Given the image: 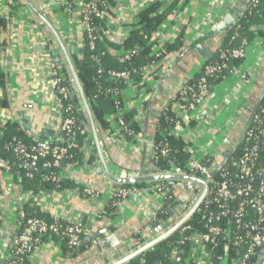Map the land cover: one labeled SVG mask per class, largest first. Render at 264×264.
Segmentation results:
<instances>
[{"label":"crops","instance_id":"obj_1","mask_svg":"<svg viewBox=\"0 0 264 264\" xmlns=\"http://www.w3.org/2000/svg\"><path fill=\"white\" fill-rule=\"evenodd\" d=\"M30 1L39 9L44 5H51L44 12L45 15L55 26L70 55H80L84 33L77 7L79 0H70L69 8L64 6L65 0ZM175 1L177 0H115L114 7H109V11L105 12L106 30L103 31V36L117 45L124 42L130 30L138 27V13L155 2L160 3L158 12L161 11L165 16L158 33L154 35L156 45L169 41L172 43L174 38L184 31L182 45L177 51L162 56L151 66V70L141 71L144 83L142 87L128 85L122 91L123 112L135 111L136 117L139 113L136 108L142 111L135 121L140 127V132L134 142L120 145L113 140L109 130L102 135L98 134L109 170L117 177L121 171H124L127 177H139L159 170L155 158L151 162L153 143L157 135V115L170 103L171 93L178 91V83L183 80L194 81L199 76L202 65L215 57L221 40L211 42L209 39L212 34H218L219 38H222L224 32L214 33L213 29L227 14L233 17V25L238 13L241 10L247 11L253 0H178L179 3L174 6ZM20 4V7L24 8L23 12L19 9L8 16L9 10L5 1L0 0V77L5 83L4 90L0 87V102L3 103L0 105V120L4 125L13 124L31 142L43 140L55 143L59 139L60 118L55 111L57 105L51 96L46 77L44 64L47 62L43 61L41 55L48 53L54 65L55 59L61 55L56 43L32 15L25 1L21 0ZM171 5L174 8L170 11ZM173 11L175 12L170 16ZM42 44H45L44 48H41ZM197 45L209 48L213 52L212 57L204 60L201 54H195ZM123 52L124 50L120 49L115 53L120 56ZM63 62L61 58L59 64H64L66 68ZM263 69L264 57L252 77L247 98L234 89L236 81L228 75L213 84L208 99L198 107L197 115L200 121L207 125L213 124L215 113H220L223 111L221 109L225 108L223 104L229 106L242 95L245 103L232 116L234 123L225 137L233 136L231 143H235L240 117L248 114L245 107L249 106L250 110L255 107L262 88ZM88 134L91 135L90 132ZM199 137L201 131L197 139ZM214 141L217 140L212 138L208 142H202L200 150L193 154L194 157L199 156L200 152L208 147L207 151L211 156L210 167H214V161L219 165L229 153L227 149L221 153L223 147L219 149L220 144L215 146ZM88 150L90 154L88 158L83 159L84 165L62 170L65 178L74 184L73 188L52 192L40 191L35 195L20 184L21 174L14 160H6L10 170L0 169V264L7 263L13 242L19 233L18 212L21 208L27 212L35 208L49 220L80 221L87 229L80 245L73 250H68L55 239L43 240L27 264H109L149 243L172 226L158 223L157 214L164 205L163 198L147 183L141 188L147 189V192L124 199L114 218L102 217L110 197L109 188L116 184L103 174L97 175V153H94L90 145ZM207 151H204L203 156L208 155ZM88 189L94 192L95 197L84 196V190ZM174 194L182 203H191V192L175 188ZM159 225L162 227L160 233L155 231ZM110 235H115L118 244L106 249L102 246V241ZM94 240L100 243L94 245ZM98 245L100 249H97Z\"/></svg>","mask_w":264,"mask_h":264},{"label":"built area","instance_id":"obj_2","mask_svg":"<svg viewBox=\"0 0 264 264\" xmlns=\"http://www.w3.org/2000/svg\"><path fill=\"white\" fill-rule=\"evenodd\" d=\"M64 3L67 8L71 6L70 0H65ZM50 6L49 4L44 5L40 10L44 11ZM257 6L258 0H253L246 11L248 15H251ZM77 7L87 46L90 51H93L98 37L93 20L105 14V2L79 0ZM241 29L240 24L233 27L229 43L226 46L219 45L217 59L202 65L200 74L194 81H184L174 99L164 107L161 116H164L165 123L169 125V128L161 127L159 122L157 123L159 139L153 143L155 156L166 157L172 151L168 145L169 137L180 138L187 145L184 147L185 152L191 155L197 152L199 148L193 147V140L196 137L195 132L199 122H201L197 115L198 107L208 99L213 83L222 81L228 75L236 81L234 89L236 88L247 98L252 77L263 61L264 39L256 35L250 41L240 36ZM258 30L264 32V26L249 27V31L255 34ZM251 44L260 49L256 68L245 67L248 48ZM44 46L45 44H42L41 48ZM135 54L136 49L124 52L123 60L128 62V67L119 71H109L108 76L132 85V78L138 72L131 61ZM41 57L43 61L47 62L44 64L46 77L51 88V96L57 105L55 111L60 118L59 139L55 143L36 141L28 144L13 138L6 149L13 155L16 167L24 178L33 179L42 168L47 171L43 180L58 183L65 176L62 169L59 174H56L55 170L62 168L63 161L70 150L78 149L84 158L89 157L88 141L91 139V135L87 134L85 142L78 146L77 135L83 132L84 127L78 123L73 113L79 111L80 108L74 103L62 106V100L68 97L67 88L61 85L62 78L58 75L56 65L51 63L49 54L44 53ZM155 58L156 61L143 68L142 71L151 70V66L160 60L161 55L156 54ZM236 61H239L238 65L234 64ZM95 67L97 74H101L99 59H96ZM261 90L262 98L260 102H256L254 112L249 115L251 122L244 126L240 132L238 138L240 154L237 158L228 157L226 163L218 169L215 175H212L209 168L214 170L217 165L210 167L211 160H206V163L203 161L206 156L199 159L194 155L184 165V169L175 166V163L171 161L168 163L169 168L160 172L167 175L197 177L207 184L206 195L196 211L200 213L199 227L185 223L178 229L179 236L172 246V259L177 264H215V253L220 244L223 246L224 252L220 264H260V260H264V80ZM242 95L241 97L244 98ZM114 101L117 110L115 118L110 121V128H113L109 134L120 145L134 142V140L129 141L126 138L132 134V130L129 126L131 123L126 122L122 117L124 114L123 110H120L122 103L117 97H114ZM136 110L139 113L133 117V123L137 121L138 114L140 116L142 112L139 108ZM194 121H197L198 124H194ZM232 123L234 122L231 120V126ZM3 126L4 124L0 120V134ZM235 148L234 146L232 153ZM82 164L78 165L77 162H73L64 168L81 167ZM0 169L10 170L7 161L1 158ZM118 177L124 178L127 175L121 171ZM175 188L184 189L194 194L191 203L185 207V210H179L181 211L179 217H182L200 194L201 188L198 184L190 181L174 180L158 182L153 187V191L165 198L170 189ZM84 191V196L95 197L94 192L89 189ZM146 192L147 189L110 186L108 204L118 207L124 199ZM18 224L19 233L13 242V249L6 264L27 263L36 248L42 244L41 237L44 235L64 240L66 246L73 250L80 245L81 238L87 234V229L80 221L46 220L35 215L30 216L23 208L18 212ZM99 243L97 240L93 241L94 245ZM114 262L111 261L109 264Z\"/></svg>","mask_w":264,"mask_h":264},{"label":"trees","instance_id":"obj_3","mask_svg":"<svg viewBox=\"0 0 264 264\" xmlns=\"http://www.w3.org/2000/svg\"><path fill=\"white\" fill-rule=\"evenodd\" d=\"M4 1L9 10L8 16L9 14L12 15L15 11L19 9L23 12L24 8L22 7L23 8L22 9L20 7L22 3L20 4L19 0H4ZM99 1L105 2V6H106L104 8L105 12L109 11V7H114L115 5V0H99ZM178 3L179 1L177 0L173 3V5L175 6ZM173 5L170 6L169 10L171 8H174ZM159 9H160V3L158 2L152 3L151 5L142 9L138 13V23H137L138 27H136V29L134 30L129 31L127 38L124 40V42L121 45L113 44L107 41L106 38H104L103 31L106 30L105 14L100 18H95L93 20V23L95 25L96 32L98 35L95 49L93 51L89 50L87 46L86 38L84 37L83 50L81 54L80 55L75 54L71 56L73 65L77 72V76L80 80L82 89L89 103L99 135H102L104 132L108 130L109 132H112L110 128V123H111L110 121L115 118V113L117 110L114 97H117L121 101L122 91H124L125 88H127L128 86L127 83L123 81H117L108 76L109 71L112 70L119 71L128 67V62L123 60V54L119 56L115 52L119 51L120 49L124 50V52L136 49V54L133 56L131 61L134 64V66L138 69V72L136 75L133 76L131 83L134 87L140 88L144 85L143 79L141 77V71L143 68L149 66L150 64L156 61L155 58L156 54H160L162 57L173 51H177L182 45V41L184 39V31L178 34L174 38L172 43H170L169 41L163 44L156 45V39L154 35L158 33V30L160 29L159 26L162 23V20L165 18L163 13L158 12ZM169 10H167V13L169 12ZM111 14L113 15L112 12ZM236 24H240L242 27L240 31L241 33L240 36L245 37L250 41L254 39L256 35H259L264 39V32H262L261 30H258L256 34L249 31L250 26H255V25L264 26V0H258V6L251 15H248L246 11L241 10L238 13V17L236 18L234 24L229 29L227 35L223 34L222 38H219L218 34H212L209 40L211 42L221 40L222 45L226 46L230 41V36L233 33L232 29ZM154 46L155 48L157 46V49H155ZM96 59L100 60L101 70H102L101 74H97V68L95 67ZM215 59H217V51L215 53V57L209 60L208 62H211ZM234 64L238 65L239 61L234 62ZM56 69L58 71L59 77L62 78L61 85L63 86L64 83L67 84L66 88L68 91V97L67 99L62 100V106H65L68 103H74L76 104L77 107L80 108L79 111L73 113V116L77 119L78 123H81L82 126L84 127L83 132L77 135L78 146H80L85 142V140L87 139V134L88 132H90L88 123L85 114L81 109L80 102L76 96L75 88L67 69L64 67V64H59V63L56 64ZM0 87L3 90L5 89L4 79H2L1 77H0ZM0 105H3V103L0 102ZM120 110L122 111L123 108L120 107ZM134 114L135 111H129V112H125L122 115L123 119L126 122L131 123L129 126L132 130V134L126 136L127 140L129 141L135 140L138 133L140 132V127L136 123L132 122ZM158 122L161 127L169 128V125L165 123V119L163 115L162 116L160 115ZM13 138L20 139L28 144H32L36 142V141L31 142L30 139L27 136H25V134L21 130H17L13 124L9 123L7 125H4L0 134L1 159L4 160L8 159L10 161V159L12 158L15 162L13 155L10 152H8L6 149L7 145L11 142ZM158 139H159V135L157 134L155 136L154 141L157 142ZM167 140H168L169 148L172 151L166 157H161L158 155L155 156V161L159 170L162 172L166 171L169 168L168 163L171 161L175 163V166H179L184 169V165L187 163V161L193 158V155L184 151V147H186L187 145L180 138L169 137ZM88 144L92 147L94 153H96L94 146L92 144V139L88 141ZM239 154H240V144H237L236 148L232 153V157L237 158ZM83 159L84 157L81 154V152H79L78 149L70 150L69 154L63 161V164L61 166L62 168L55 170L56 174H59L61 172V169L63 170L64 166L70 163L77 162L78 165L82 164ZM208 159L210 160L211 156L206 155V157H204L203 159L204 163H206V160ZM46 173L47 171L45 169L40 168L38 173H36L33 179H26L20 173L21 174L20 184L25 190L30 191L34 195L39 193L40 191L52 192V191H60L62 189H69L74 187V184L69 179L66 178H61L58 183L45 181L43 180V177ZM145 185L146 183L123 184V185L116 184V186H118L119 188H138V189L144 187ZM174 192L175 189H170L168 195L165 196V198L163 197L164 205L157 214V219L159 220L162 219L163 223L166 226L173 225L174 223H176L177 217L181 212L179 210L180 209L185 210V207L187 206L186 204L182 203L180 199H179L180 201L177 200V195H175ZM193 195H194L193 193L192 195L190 194L191 199H193ZM119 207L120 206L118 207L112 206L111 204L106 205L104 208V213H102L103 214L102 217L114 218L119 212ZM177 212H179V214ZM28 214L30 216L35 215L37 217H41L46 220H49L48 217H46L43 214H40L38 210L35 208L30 209L28 211ZM199 224H200V213L197 212H195L194 215L186 222V225H192L194 227H199ZM178 236H179V230L173 233L170 237L156 244L151 249L147 250L143 255L132 259L126 264H177L172 259L173 258L172 246ZM45 239H55L61 242L63 245H65V248H67L68 250H72L66 246L65 241L62 239L53 236L50 237L47 235L41 237L42 241ZM223 253H224L223 246L220 244L216 249L215 258H214L215 264H220ZM141 260H143V262H141Z\"/></svg>","mask_w":264,"mask_h":264},{"label":"water","instance_id":"obj_4","mask_svg":"<svg viewBox=\"0 0 264 264\" xmlns=\"http://www.w3.org/2000/svg\"><path fill=\"white\" fill-rule=\"evenodd\" d=\"M24 1L27 5L28 9L32 13V15H34L38 19V21L45 27L46 31L50 34L53 41L56 43L57 49L59 50L60 55H61V56L59 55L60 57L55 59L56 64H58L60 62V59L62 58V61H64L63 63H65L66 69H67L68 73L70 74L71 80H72L74 88H75L76 96H77V98L81 104L82 111L85 114V117H86V120L88 123L89 131L91 133L92 144L94 146V149H95L97 156H98V159H99V167L97 168V171H96L97 175L103 174L112 183H115L117 185L147 183V184L154 187L158 182L181 180V181H190V182L196 183L201 188L200 194L198 195V197L196 198L194 203L191 205L190 209L182 217H180L176 223H174L172 226L167 228L165 232L160 233L161 228H162L160 225L163 223V220L160 219L158 221V223L160 225L157 229H155L156 232L160 233L157 237L152 239L149 243L144 244L142 247H140V248L136 249L135 251L125 255L124 257L118 259L117 261H115L113 263V264H126L129 261H131L132 259L142 255L144 252H146L150 248L154 247L159 242L170 237L180 227H182L194 215V213L197 211L198 207L202 203V201L206 195L207 184L205 183V181H203L202 179H199L197 177L161 174L159 172V170H157V169L155 172H151L147 175H143V176H139V177H124V178H122V177H117V176L113 175L112 172L109 170V167L107 165V162L105 159V154L103 152V149H102V146H101V143L99 140L98 131L96 128V124H95L89 103H88L86 96L84 94V91L82 89L80 80L77 76V72H76L75 67L73 65V62H72V57H71L70 53L68 52L66 45L64 44V42H63L61 36L59 35L58 31L56 30L55 26L49 21V19L45 15L44 12L47 11V9H44V11H41L30 0H24ZM174 12L175 11L171 12L170 16L173 15ZM233 20L234 19L231 15H229V14L225 15V17L222 19V21L213 29V32L214 33L224 32V35H227L229 28L233 23ZM219 44H222V41H220ZM80 52H82V50ZM194 53L195 54H198V53L201 54L203 56L204 60L210 59L213 55V52L209 48L204 47L203 45H197L195 47ZM263 71H264V69H263ZM183 81L181 83H178L177 90H179ZM64 86H67V84L64 83ZM176 94H177V92L171 93V95L169 96V101L174 99ZM262 95H263V93L261 90L259 93L258 99H257V103L260 102ZM245 110L247 111L248 114L247 115H241L240 121H239L240 125L237 127V130L240 132L242 131L244 126L248 125L251 122V117L249 115H251L255 109L250 110V107L246 106ZM160 115L161 114L159 113L157 115L158 116L157 118H159ZM223 145L224 146L220 152L223 153L222 151L227 149L229 152L228 157L232 156V149H233L234 145L231 143L230 139L225 138L223 140ZM218 151H214V152L218 153ZM228 157L224 158L219 163V165H217V166H216V161H214V166H216L215 169L212 170L211 168H209V171H212V175H215L217 173L218 169H220L226 163ZM154 158H155V153L153 150V157L151 158V162L154 160ZM116 244H118V241H117L115 235H110V236L104 238L102 241V246L106 249H110L113 246H115ZM97 249H100L99 245L97 246ZM260 264H264L263 259L260 260Z\"/></svg>","mask_w":264,"mask_h":264},{"label":"rangeland","instance_id":"obj_5","mask_svg":"<svg viewBox=\"0 0 264 264\" xmlns=\"http://www.w3.org/2000/svg\"><path fill=\"white\" fill-rule=\"evenodd\" d=\"M259 53H260V49L256 48L254 44H251L250 47L248 48V58L246 60L245 63V67L247 66H253L256 68V62L258 60L259 57ZM245 103V99L239 97L237 98V101H232V103L228 106V105H224V109L222 112L220 113H215L213 121L214 123L211 125H207L204 124L203 122H199V126L196 129L195 132V139L193 140V147L195 148H199L202 145V142H208L210 141L212 138L217 140L214 141V145H219V149L222 148L223 145V139H225V137L228 135L229 132H227L230 128H231V119L232 116L235 114V112L241 108L243 106V104ZM194 124H198L197 121H194ZM201 130V137H199L197 139L198 133ZM214 130V131H213ZM230 139V141H233L234 138L233 136L228 137ZM218 143V144H217ZM207 148H204L203 151L200 152L199 154V159H202L203 154L205 153L204 151H207ZM200 150V148H199ZM208 155L210 154L207 151Z\"/></svg>","mask_w":264,"mask_h":264},{"label":"flooded vegetation","instance_id":"obj_6","mask_svg":"<svg viewBox=\"0 0 264 264\" xmlns=\"http://www.w3.org/2000/svg\"><path fill=\"white\" fill-rule=\"evenodd\" d=\"M262 80H264V76H262ZM262 83H263V81H262ZM236 130V129H235ZM237 131V134H235L236 135V137H235V143H233V145L236 147L237 146V144H238V138H239V135H240V131H238V130H236ZM236 133V132H235Z\"/></svg>","mask_w":264,"mask_h":264}]
</instances>
